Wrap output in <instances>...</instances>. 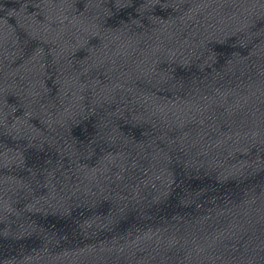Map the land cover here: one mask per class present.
I'll use <instances>...</instances> for the list:
<instances>
[{"label":"water","instance_id":"1","mask_svg":"<svg viewBox=\"0 0 264 264\" xmlns=\"http://www.w3.org/2000/svg\"><path fill=\"white\" fill-rule=\"evenodd\" d=\"M0 264H264V0H0Z\"/></svg>","mask_w":264,"mask_h":264}]
</instances>
